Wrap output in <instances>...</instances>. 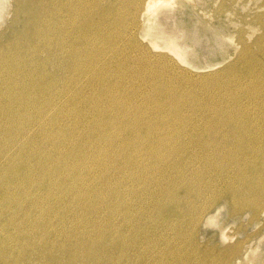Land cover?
Returning <instances> with one entry per match:
<instances>
[{
  "label": "rangeland",
  "instance_id": "374dc122",
  "mask_svg": "<svg viewBox=\"0 0 264 264\" xmlns=\"http://www.w3.org/2000/svg\"><path fill=\"white\" fill-rule=\"evenodd\" d=\"M95 1L0 0V264H264V0Z\"/></svg>",
  "mask_w": 264,
  "mask_h": 264
},
{
  "label": "bare ground",
  "instance_id": "6f19581e",
  "mask_svg": "<svg viewBox=\"0 0 264 264\" xmlns=\"http://www.w3.org/2000/svg\"><path fill=\"white\" fill-rule=\"evenodd\" d=\"M20 1V0H19ZM31 1V0H30ZM39 1V0H38ZM46 1V3H45V5L44 4H42V11H43V13H44V16H46V15H50V16H53V18L54 19H57V20H60L61 21V24H66V22L67 21H70V23H71V28H76V26H77V21H78V19H79V15L81 14L82 15V11H84V10H86L87 8H88V0H44V2ZM95 1V0H94ZM165 1L167 2V1H171V0H129L127 3H130V5H132L133 7L132 8H135V7H137L138 6V4L140 3L141 4V8H140V13H139V15H141L140 17L142 18V17H145V15L146 14H148V13H150L151 11H152V9L153 8H155V6L158 4V3H160V2H162V4H163V2L165 3ZM176 1V0H175ZM35 2V1H34ZM43 2V3H44ZM96 2V1H95ZM174 2V1H173ZM38 3V2H37ZM89 3H90V0H89ZM169 3V2H168ZM175 3V2H174ZM25 4V3H24ZM139 4V5H140ZM161 4V5H162ZM22 5V4H21ZM96 5H98V4H96ZM24 6V5H23ZM32 6V5H31ZM160 6V5H159ZM34 7V6H33ZM87 7V8H86ZM97 7V6H96ZM101 7V6H100ZM23 8V7H22ZM26 8V7H25ZM24 9V8H23ZM98 9V8H97ZM157 9V8H156ZM26 10V9H25ZM130 11V10H129ZM28 13V12H27ZM119 14V13H118ZM29 15V14H28ZM138 15V16H139ZM135 17H136V15H135ZM139 17V18H140ZM27 18V17H26ZM29 18V17H28ZM38 18H39V16H38ZM134 18V17H133ZM17 19H19V18H17ZM146 19V18H145ZM32 20L33 21H35L34 19H33V17H32ZM143 20V19H142ZM18 21V20H17ZM139 21V20H138ZM25 22H26V20H25ZM36 23V22H35ZM83 23V22H82ZM142 23V22H141ZM144 23V22H143ZM32 24V23H31ZM84 24V23H83ZM33 25H35V24H33ZM38 25V24H37ZM82 25V24H81ZM31 26V25H30ZM40 26V25H39ZM66 26V25H65ZM143 26V25H142ZM25 27H26V25H25ZM36 27V26H35ZM78 27V26H77ZM161 27H163V26H161ZM165 27V26H164ZM27 29L29 28L28 27V25H27V27H26ZM34 28V27H33ZM37 29H38V27H36ZM40 28V27H39ZM155 28V27H154ZM26 29V30H27ZM36 29V30H37ZM68 29V28H67ZM143 29V28H142ZM35 30V28L33 29V31ZM61 30H62V28H61ZM64 30V29H63ZM70 30V29H69ZM133 30V29H132ZM140 30V29H139ZM28 31H30V29L28 30ZM28 31H26V32H28ZM60 31V30H59ZM74 31V30H73ZM21 32V31H20ZM25 32V31H24ZM25 32V33H26ZM39 32V31H38ZM44 32V31H43ZM75 33H76V31H74ZM161 32V31H160ZM29 33V32H28ZM27 33V34H28ZM139 34V33H138ZM158 34V33H157ZM165 34V33H164ZM56 35V34H55ZM62 35V34H61ZM139 35H141V34H139ZM160 35V34H159ZM18 36V35H17ZM24 36V35H23ZM28 36V35H27ZM40 36H41V34H40ZM134 36V35H133ZM163 36V35H162ZM33 37V36H32ZM37 37H38V35H37ZM36 37V38H37ZM67 37H69V36H67ZM139 37V36H138ZM39 38V37H38ZM79 38V37H78ZM23 39V38H22ZM25 39V38H24ZM65 39H68V38H65ZM68 40H70V39H68ZM80 40V39H79ZM18 41V40H17ZM30 41V40H29ZM164 41H166L165 42V46H162L163 48H168L171 52H173V53H176L178 56H181V50H180V48H179V46L176 44V42H175V40H173L172 38H165L164 37V39H163V42ZM24 43V42H23ZM152 43H154V41H152ZM16 44V43H15ZM17 45V44H16ZM76 45V44H75ZM156 45L158 46V47H161V46H159V44L158 43H156ZM8 46H10V45H8ZM19 47V46H18ZM74 47V46H73ZM108 47V46H107ZM16 48V47H15ZM118 48V47H117ZM10 49V48H9ZM14 49V48H13ZM12 49V50H13ZM102 49H103V47H102ZM17 50V49H16ZM14 51V50H13ZM20 51V50H19ZM43 51V50H42ZM69 51V50H68ZM10 52V51H9ZM23 52H25V51H23ZM23 52H21L20 51V53H23ZM17 53V52H16ZM15 53V54H16ZM75 53V52H74ZM9 54H11V53H9ZM8 55V54H7ZM12 55V54H11ZM104 55V54H103ZM111 55V54H110ZM14 57V56H13ZM17 57V56H16ZM10 58V57H9ZM20 59H21V57H19ZM11 59V58H10ZM5 60V59H4ZM26 60V59H25ZM8 61V60H7ZM15 61V60H14ZM50 61V60H49ZM91 62V61H90ZM252 62V61H251ZM247 63V62H246ZM20 64V63H19ZM254 64V63H253ZM248 65V64H247ZM8 66V65H7ZM260 66V65H259ZM264 66V65H263ZM3 67V66H2ZM248 68V67H247ZM256 68V67H255ZM259 68V67H258ZM105 69V68H104ZM250 69V68H249ZM251 69H253V68H251ZM36 70V69H35ZM11 71V70H10ZM249 71V70H248ZM258 71V70H257ZM35 72V71H34ZM31 74V73H30ZM257 75V74H256ZM55 77V76H54ZM71 77V76H70ZM253 77V76H252ZM260 77V76H259ZM259 77H258V79H259ZM255 78V77H254ZM70 79V78H69ZM74 79V78H73ZM18 80V79H17ZM80 80V79H79ZM252 79H250V81H251ZM55 81V80H54ZM75 82V81H74ZM38 83H39V81H38ZM37 83V84H38ZM117 83V82H116ZM20 84V83H19ZM40 84V83H39ZM54 85V84H53ZM116 85V84H115ZM5 87V86H4ZM1 88V87H0ZM42 88V87H41ZM44 88V87H43ZM248 88V87H247ZM243 89V88H242ZM256 89H257V85H256ZM255 89V90H256ZM40 90V89H39ZM60 90V89H59ZM66 90V89H65ZM247 90V89H246ZM43 91V90H42ZM240 91H241V89H240ZM245 91V90H244ZM264 91V90H263ZM258 92V91H257ZM2 93V92H1ZM90 93V92H89ZM239 93V92H238ZM6 94V93H5ZM250 94V93H249ZM255 94V93H254ZM257 94V93H256ZM253 95V94H252ZM248 96V95H247ZM254 96V95H253ZM88 97V96H87ZM249 97V96H248ZM252 97V96H251ZM256 97H257V95H256ZM258 97H260V96H258ZM244 99H246V98H244ZM254 99H256V98H254ZM260 99H263L262 97L260 98ZM249 100V99H248ZM17 101V100H16ZM258 101V100H257ZM263 101V100H262ZM26 102V101H25ZM65 102V101H64ZM238 102H239V100H238ZM27 103H28V101H27ZM235 103V102H234ZM262 103V102H261ZM11 104V103H10ZM29 104V103H28ZM235 105V104H234ZM236 105H237V103H236ZM260 105V104H259ZM28 107V106H27ZM264 107V106H263ZM124 108H126V107H124ZM217 109V108H216ZM236 109V108H235ZM250 109V108H249ZM252 109H253V107H252ZM259 109V108H258ZM264 109V108H263ZM11 110V109H10ZM218 110V109H217ZM241 110V109H240ZM243 110V109H242ZM257 110V109H256ZM131 111V110H130ZM244 111V110H243ZM259 111V110H258ZM257 111V112H258ZM264 111V110H263ZM12 112V111H11ZM216 112V111H215ZM241 112V111H240ZM218 112H216V114H217ZM220 113V112H219ZM232 113H233V111H232ZM245 113V112H244ZM251 113V112H250ZM259 113H261V112H259ZM264 113V112H263ZM30 114V113H29ZM64 114V113H63ZM66 114V113H65ZM64 114V115H65ZM71 114V113H70ZM236 114H240L239 113V111H238V113H236ZM246 114V113H245ZM255 114V113H254ZM122 115V114H121ZM218 115V114H217ZM234 115H235V113H234ZM248 115V114H247ZM252 115V114H251ZM257 115V114H256ZM238 116V115H237ZM236 116V117H237ZM240 116V115H239ZM243 116H244V114H243ZM129 117V116H128ZM228 117H231V115H229ZM235 117V116H234ZM233 117V118H234ZM241 117V116H240ZM247 117V116H246ZM254 118H255V116H253ZM261 117H262V115H261ZM48 118V117H47ZM208 118V117H207ZM214 118V117H213ZM219 118V117H218ZM221 118V117H220ZM244 118V117H243ZM251 118V117H250ZM249 118V119H250ZM262 118H264V117H262ZM38 119V118H37ZM216 119V118H215ZM222 119V118H221ZM221 119H218L219 121H217V122H220V120ZM224 119V118H223ZM222 119V121H224ZM237 119V118H236ZM256 119H258V118H256ZM260 119V118H259ZM23 120V119H22ZM214 120V119H213ZM231 120V119H230ZM239 120V119H238ZM246 120V119H245ZM233 121V120H232ZM240 122H241V120H239ZM256 121V120H255ZM208 122H209V120H208ZM211 122V121H210ZM246 122V121H245ZM249 122V121H248ZM251 122V121H250ZM253 122V121H252ZM259 122V121H258ZM77 123V122H76ZM206 123V122H205ZM212 123V122H211ZM224 123V122H223ZM207 124V123H206ZM209 124V123H208ZM225 124V123H224ZM230 124V123H229ZM232 124H233V122H232ZM236 124V123H235ZM239 124V123H238ZM251 124V123H250ZM258 124V123H257ZM57 125H58V123H57ZM225 125H227V124H225ZM209 126H210V124H209ZM213 126V125H212ZM216 126V125H215ZM233 126V125H232ZM240 126H241V124H240ZM244 126V125H243ZM247 126H249V125H247ZM247 126H245V127H247ZM258 126V125H257ZM23 127V126H22ZM49 127V126H48ZM242 127V126H241ZM240 127V128H241ZM209 128V127H208ZM207 128V129H208ZM212 128V127H211ZM226 128V127H225ZM23 129H24V127H23ZM170 129V128H169ZM216 129V128H215ZM219 129V128H218ZM227 129V128H226ZM225 129V130H226ZM232 129V128H231ZM249 129V128H248ZM258 129V128H257ZM259 129H261V128H259ZM214 130V129H213ZM224 130V129H223ZM222 130V131H223ZM238 130V129H237ZM256 130V129H255ZM20 131H21V129H20ZM23 131V130H22ZM46 131V130H45ZM202 131H204V130H202ZM207 131V130H206ZM210 131H212V130H210ZM260 131V130H259ZM262 131V130H261ZM214 132V131H213ZM212 132V133H213ZM228 132V131H227ZM226 132V133H227ZM257 132H258V130H257ZM264 132V131H263ZM204 133H205V131H204ZM203 133V134H204ZM209 132H207V134H208ZM215 133V132H214ZM218 133H220V131L219 132H217V134ZM243 133V134H242ZM261 133V132H260ZM203 134H201V135H203ZM228 134V133H227ZM209 135V134H208ZM222 135H224V134H222ZM29 136V135H28ZM38 136V135H37ZM211 136V135H210ZM219 136V135H218ZM221 136V135H220ZM252 134L250 133V132H248V131H243V130H238V131H236V132H234V133H232V134H230V135H227V137L226 138H228V141H231V143L232 144H234V147H235V145L236 146H238L237 147V150H238V154L239 155H237L238 156V158H240L241 157V155L243 154V151L245 150V149H251L250 147H247V144L249 145V144H253V143H251V142H247V140L248 141H251L252 140ZM215 137V136H214ZM50 138V137H49ZM259 138H260V136H259ZM222 139H223V137H222ZM221 139V140H222ZM255 139H256V137H255ZM264 139V138H263ZM262 139V140H263ZM213 140H215V139H213ZM219 140V139H218ZM228 141H225L226 143L228 142ZM50 142H51V140H50ZM252 142H255V141H252ZM16 143H17V141H16ZM16 143H14V144H16ZM144 143V142H143ZM225 143V144H226ZM247 143V144H246ZM256 143V142H255ZM254 143V144H255ZM18 144V143H17ZM36 144V143H35ZM47 144V143H46ZM214 144V143H213ZM212 144V145H213ZM2 145V144H1ZM219 145V144H218ZM223 145V144H222ZM221 145V146H222ZM256 145V144H255ZM91 146V145H90ZM93 146V145H92ZM207 146H208V144H207ZM217 146V145H216ZM226 146V145H225ZM233 146V145H232ZM254 146V145H253ZM257 146V145H256ZM215 147V146H214ZM217 148V147H216ZM257 148H259V145H258V147ZM262 148H264L263 146H262ZM261 148V149H262ZM208 149V148H207ZM212 149V148H211ZM253 149V148H252ZM26 150V149H25ZM28 150V149H27ZM205 150H206V148H205ZM213 150V149H212ZM231 150H232V148H231ZM236 150V149H235ZM260 150V149H259ZM259 150H258V152H259ZM222 151V150H221ZM1 152V151H0ZM206 152V151H205ZM209 152H211V151H209ZM245 152H247V151H245ZM248 152H250L249 150H248ZM247 152V153H248ZM253 152H254V149H253ZM257 152V153H258ZM217 153V152H216ZM220 153V152H219ZM8 154H10V153H8ZM75 154V153H74ZM73 154V155H74ZM234 154V153H233ZM251 154V153H250ZM249 154V155H250ZM264 154V153H263ZM51 155V154H50ZM54 155V154H53ZM118 155V154H117ZM207 155V154H206ZM205 155V156H206ZM256 155V154H255ZM259 155V154H258ZM261 155V154H260ZM64 156V155H63ZM62 156V157H63ZM199 156V155H198ZM197 156V157H198ZM204 156V157H205ZM214 156V155H213ZM228 156V155H227ZM226 156V157H227ZM236 155H235V157H237ZM248 156V155H247ZM252 156H253V154H252ZM71 157H72V155H71ZM203 157V158H204ZM209 157V156H208ZM212 157V156H211ZM225 157V158H226ZM230 157V156H229ZM261 157V156H260ZM25 158V157H24ZM76 158V157H75ZM74 158V159H75ZM81 158V157H80ZM202 158V159H203ZM217 158H219L218 156H217ZM257 158V157H256ZM264 158V157H263ZM71 159V158H70ZM201 159V158H200ZM227 159V158H226ZM225 159V160H226ZM242 159H244L245 160V162H246V160H247V157H245L244 156V158H242ZM80 160V159H79ZM196 160V159H195ZM220 160V159H219ZM231 160V159H230ZM239 160V159H238ZM256 159L254 158V161H255ZM257 160H259V159H257ZM69 161V160H68ZM78 161V160H77ZM233 161V160H232ZM74 162V161H73ZM201 162V161H200ZM205 162V161H204ZM218 162V161H217ZM220 162H222V161H220ZM56 163V162H55ZM68 163V162H67ZM70 163V162H69ZM85 163V162H84ZM226 163H228V162H226ZM229 163H230V161H229ZM235 163V162H234ZM253 163V162H252ZM59 164V163H58ZM62 164V163H61ZM81 164V163H80ZM204 164V163H203ZM250 164V163H249ZM249 164H248V167H249ZM255 165H256V163H254ZM92 165V164H91ZM96 165V164H95ZM229 165V164H228ZM234 165V164H233ZM255 165H253V166H255ZM262 165H264V163L262 164ZM45 166V165H44ZM77 166V165H76ZM79 166V165H78ZM201 166V165H200ZM215 166V165H214ZM226 166V165H225ZM75 167V166H74ZM202 167V166H201ZM204 167V166H203ZM224 167V166H223ZM230 167H232V166H230ZM229 167V168H230ZM235 167V166H234ZM242 167V166H241ZM260 167V166H259ZM41 168H43V167H41ZM45 168V167H44ZM68 168V167H67ZM89 168H90V166H89ZM200 168V167H199ZM218 168V167H217ZM251 168V167H250ZM261 168H263V167H261ZM1 169V168H0ZM93 169V168H92ZM193 169H194V167H193ZM214 169H215V167H214ZM246 169V168H245ZM256 169V168H255ZM89 170V169H88ZM87 170V171H88ZM207 170V169H206ZM213 170V169H212ZM219 170V169H218ZM223 170V169H222ZM66 171V170H65ZM67 171H69V170H67ZM83 171V170H82ZM87 171H86V173H87ZM192 171V170H191ZM194 171H195V169H194ZM198 171V170H197ZM196 171V172H197ZM200 171H202V170H200ZM211 171V170H210ZM216 171V170H215ZM229 171V170H228ZM233 171V170H232ZM240 171V170H239ZM242 171V170H241ZM248 171V170H247ZM251 171V170H250ZM263 171H264V169H263ZM14 172V171H13ZM26 172V171H25ZM73 172H74V170H73ZM78 172V171H77ZM222 172V171H221ZM249 172V171H248ZM259 172V171H258ZM8 173V172H7ZM20 173V172H19ZM76 173V172H75ZM216 173V172H215ZM218 173V172H217ZM235 173H236V170H235ZM25 174V173H24ZM27 174V173H26ZM70 174H72V173H70ZM202 174V173H201ZM206 174V173H205ZM211 174V173H210ZM221 174V173H220ZM224 174H227V173H224ZM247 174H249V173H247ZM12 175V174H11ZM21 175V174H20ZM237 175V174H236ZM246 175V174H245ZM22 176V175H21ZM73 176V175H72ZM88 176V175H87ZM206 176V175H205ZM209 176V175H208ZM214 176V175H213ZM4 177V176H3ZM2 177V178H3ZM45 177V176H44ZM43 177V178H44ZM86 177V176H85ZM89 177V176H88ZM187 177V176H186ZM192 177V176H191ZM207 177V176H206ZM210 177V176H209ZM218 177H219V175H218ZM223 177H224V175H223ZM241 177V176H240ZM243 177V176H242ZM241 177V179H243ZM249 177H250V175H249ZM1 178V179H2ZM66 178H68L69 179V177H66ZM76 178V177H75ZM90 178V177H89ZM184 178V177H183ZM182 178V179H183ZM188 178V177H187ZM199 178V177H198ZM208 178V177H207ZM217 178V177H216ZM20 179V178H19ZM32 179V178H31ZM47 179V178H46ZM50 179V178H49ZM57 179V178H56ZM185 179V178H184ZM183 179V180H184ZM190 179V178H189ZM211 179V178H210ZM225 179V178H224ZM229 179V178H228ZM240 179V178H239ZM8 180V179H7ZM25 180V179H24ZM29 180V179H28ZM54 180V179H53ZM52 180V181H53ZM191 180V179H190ZM199 180H200V178H199ZM221 180V179H220ZM232 180H234V178L232 179ZM56 181V180H55ZM60 181V180H59ZM63 181H64V179H63ZM193 181V180H192ZM197 181V180H196ZM208 181V180H207ZM247 181V180H246ZM23 182V181H22ZM25 182V181H24ZM38 182V181H37ZM74 182V181H73ZM73 182H71V183H73ZM86 182V181H85ZM182 182V181H181ZM184 182V181H183ZM189 182V181H188ZM194 182V181H193ZM240 182H241V180H240ZM26 183H27V181H26ZM52 183V182H51ZM70 183V182H69ZM75 184H76V182H74ZM196 183V182H195ZM218 183V182H217ZM232 184H233V182H231ZM23 184V183H22ZM60 184V183H59ZM83 184V183H82ZM86 184V183H85ZM187 184V183H186ZM189 184V183H188ZM187 184V185H188ZM197 184V183H196ZM203 184H205L204 182H203ZM207 184V183H206ZM225 184V183H224ZM11 185V184H10ZM32 185V184H31ZM34 185V184H33ZM47 185V184H46ZM54 185V184H53ZM52 185V186H53ZM74 185V184H73ZM72 185V186H73ZM184 185H185V182H184ZM190 185V184H189ZM192 185V184H191ZM28 186V185H27ZM30 186V185H29ZM55 186V185H54ZM61 186V185H60ZM79 186H81V184L79 185ZM183 186V185H182ZM192 186H194V185H192ZM220 186V185H219ZM242 186V185H241ZM254 186V185H253ZM1 187V186H0ZM4 187V186H3ZM6 187V186H5ZM7 187H10V186H7ZM66 187H68L67 185H66ZM197 187V186H196ZM196 187H195V190H196ZM215 186H213V188H214ZM232 187V186H231ZM248 187V186H247ZM60 188V187H59ZM80 188V187H79ZM186 188V187H185ZM197 188H200V187H197ZM212 188V189H213ZM228 188V187H227ZM244 188V187H243ZM254 188V187H253ZM256 188V187H255ZM4 189V188H3ZM51 189V188H50ZM49 189V190H50ZM57 189V188H56ZM70 189V188H69ZM71 189H73V188H71ZM176 190H177V188H175ZM179 189V188H178ZM182 189V188H181ZM189 189V188H188ZM233 189V188H232ZM5 190V189H4ZM31 190V189H30ZM44 190H46V189H44ZM55 190V189H54ZM62 190V189H61ZM64 190V189H63ZM201 190H202V192H203V188H201ZM222 190V189H221ZM227 190V189H226ZM225 190V191H226ZM239 190V189H238ZM254 190V189H253ZM40 191V190H39ZM72 191V190H71ZM179 191V190H178ZM195 192L196 194H198V193H200L201 191H194V189H192V190H190V192ZM240 191V190H239ZM257 191V190H256ZM17 192V191H16ZM73 192V191H72ZM77 192V191H76ZM75 192V193H76ZM82 192H83V190H82ZM191 192V193H192ZM201 192V193H202ZM236 192V191H235ZM24 193V192H23ZM32 193V192H31ZM35 193V192H34ZM39 193V192H38ZM52 193H53V191H52ZM56 193V192H55ZM58 193V192H57ZM81 193V192H80ZM85 193V192H84ZM101 193V192H100ZM179 193V192H178ZM187 193H189L188 191H187ZM213 193H214V191H213ZM219 193V192H218ZM231 193V192H230ZM229 193V194H230ZM239 193V192H238ZM3 194V193H2ZM17 194V193H16ZM72 194V193H71ZM70 194V195H71ZM102 194V193H101ZM204 194V193H203ZM209 194H210V192H209ZM237 194V193H236ZM25 196H26V193L24 194ZM79 195V194H78ZM194 194L192 193V196H193ZM213 195V194H212ZM218 195V194H217ZM223 195V194H222ZM235 194H233V196H234ZM255 196H256V194H254ZM5 196H6V194H5ZM17 196V195H16ZM43 196V195H42ZM64 196V195H63ZM84 196V195H83ZM179 196V195H178ZM206 196H208V195H205V198H206ZM219 196V195H218ZM217 196V197H218ZM231 196V195H230ZM46 197V196H45ZM44 197V198H45ZM216 197V198H217ZM3 198H4V196H3ZM6 198V197H5ZM13 198V197H12ZM14 198H15V196H14ZM17 198V197H16ZM15 198V199H16ZM22 198V197H21ZM64 198V197H63ZM219 198V197H218ZM217 198V199H218ZM46 199V198H45ZM65 199V198H64ZM79 200H80V197L78 198ZM77 199V200H78ZM82 199V198H81ZM84 200H85V198H83ZM91 199V198H90ZM177 199V198H176ZM179 199V198H178ZM13 200V199H12ZM237 200V199H236ZM20 201V200H19ZM51 201H53V200H51ZM57 201V200H56ZM81 201V200H80ZM90 201V200H89ZM230 201H233V200H230ZM4 202H6V201H4ZM3 202V203H4ZM27 202V201H26ZM29 202V201H28ZM31 202V201H30ZM73 202H75V201H73ZM79 202V201H78ZM84 202V201H83ZM87 202H88V200H87ZM179 202V201H178ZM211 202V201H210ZM214 202V201H213ZM216 202H217V200H216ZM228 202H229V200H228ZM233 202H235V201H233ZM2 203V202H1ZM2 203V204H3ZM21 203V202H20ZM43 203H44V201H43ZM51 203V202H50ZM49 203V204H50ZM76 203V202H75ZM82 203V202H81ZM208 204H210L209 202H207ZM18 204V203H17ZM46 204H48V203H46ZM48 204V205H49ZM52 204V203H51ZM60 204V203H59ZM73 204V203H72ZM78 204V203H77ZM90 204H92V202H90ZM111 204V203H110ZM235 204H237L236 202H235ZM85 204H83V206H84ZM87 205V204H86ZM211 205V204H210ZM6 206V205H5ZM17 206V205H16ZM47 206V205H46ZM60 206V205H59ZM70 206V205H69ZM212 206V205H211ZM239 206V205H238ZM12 207V206H11ZM38 207V206H37ZM110 207V206H109ZM204 207H206V206H204ZM213 207V206H212ZM10 208V207H9ZM45 208V207H44ZM49 208V207H48ZM47 208V209H48ZM54 208V207H53ZM52 208V209H53ZM57 208H58V206H57ZM74 208V207H73ZM2 209V208H1ZM33 209V208H32ZM35 209V208H34ZM51 209V210H52ZM75 209V208H74ZM8 210V209H7ZM39 210V209H38ZM45 210V209H44ZM76 210V209H75ZM79 210V209H78ZM203 210H204V208H203ZM220 210V209H219ZM11 211V210H10ZM23 211V210H22ZM32 211V210H31ZM40 211V210H39ZM50 211V210H49ZM129 211V210H128ZM205 211H206V209H205ZM237 211V210H236ZM1 212V211H0ZM48 212V211H47ZM125 212H127V210L125 211ZM18 213V212H17ZM31 213V212H30ZM33 213V212H32ZM36 213V212H35ZM39 213V212H38ZM44 213H46V212H44ZM52 213V212H51ZM51 213H48V214H51ZM129 213V212H128ZM37 214V213H36ZM118 214V213H117ZM120 214V213H119ZM239 214V213H238ZM20 215V214H19ZM53 214H51V216H52ZM122 215V214H121ZM129 215V214H128ZM207 215V214H206ZM257 215V214H256ZM30 216V215H29ZM43 216V215H42ZM49 215H47L46 217H48ZM71 216V215H70ZM115 216H116V214H115ZM124 216H126V215H124ZM211 216V215H210ZM236 216V215H235ZM4 217V216H3ZM23 217V216H22ZM121 217H123V216H121ZM128 217V216H127ZM131 217H132V215H131ZM134 217V216H133ZM42 218V217H41ZM55 218H56V215H55ZM208 218V217H207ZM254 218H255V216H254ZM20 219H21V217H20ZM28 219V218H27ZM39 219V218H38ZM62 219V218H61ZM69 219V218H68ZM115 219V218H114ZM134 219H137V218H135L134 217ZM140 219V218H139ZM256 219V218H255ZM31 220V219H30ZM45 220V219H44ZM48 220V219H47ZM52 220V219H51ZM56 220V219H55ZM60 220V219H59ZM58 220V221H59ZM72 220H75V219H72ZM112 220V219H111ZM129 220V219H128ZM206 220V219H205ZM13 221V220H12ZM42 221V220H41ZM133 221V220H132ZM138 222V220H135V222ZM60 222V221H59ZM65 222H67V221H65ZM259 222H260V220H259ZM37 223V222H36ZM54 223V222H53ZM58 223V222H57ZM71 223V222H70ZM133 223V222H132ZM41 224V223H40ZM83 224V223H82ZM19 225V224H18ZM29 225V224H28ZM53 225V224H52ZM56 225V224H55ZM58 225H59V223H58ZM62 225V224H61ZM64 225V224H63ZM63 225H62V227H63ZM69 225V224H68ZM75 225V224H74ZM77 225V224H76ZM106 225V224H105ZM7 226H9L8 224H7ZM31 226H33V225H31ZM60 226V225H59ZM67 226V225H66ZM65 226V227H66ZM70 226V225H69ZM82 226V225H81ZM85 226V225H84ZM97 226H99L98 224H97ZM107 226V225H106ZM49 227V226H48ZM72 227V226H71ZM78 227V226H77ZM83 227V226H82ZM134 227V226H133ZM9 228V227H8ZM18 228V227H17ZM36 228V227H35ZM39 228V227H38ZM46 228V227H45ZM64 228V227H63ZM62 228V229H63ZM86 228V227H85ZM102 228V227H101ZM119 228V227H118ZM117 228V229H118ZM16 229V228H15ZM49 230H50V228H48ZM66 229V228H65ZM73 229V228H72ZM71 229V230H72ZM75 229V228H74ZM83 229V228H82ZM103 229V228H102ZM102 229L100 230L101 232H102ZM116 229V230H117ZM52 230V229H51ZM50 230V231H51ZM70 230V229H69ZM70 230V231H71ZM77 230V229H76ZM80 230V229H79ZM90 232L92 231V230H90V229H88ZM41 231V230H40ZM43 231V230H42ZM41 231V232H42ZM81 231V230H80ZM83 231V230H82ZM85 231H86V229H85ZM61 232H62V230H61ZM66 232V231H65ZM88 232V231H87ZM93 232V231H92ZM95 232V231H94ZM107 232H109V231H107ZM14 233V232H13ZM33 233V232H32ZM64 233V232H63ZM73 233H74V231H73ZM82 233V232H81ZM96 233V232H95ZM103 233V232H102ZM4 234V233H3ZM5 234H6V232H5ZM18 234V233H17ZM36 234V233H35ZM51 234H53V233H51ZM71 234V233H70ZM75 234V233H74ZM80 234V233H79ZM87 234V233H86ZM108 234V233H107ZM1 235V234H0ZM14 235V234H13ZM76 235H77V233H76ZM84 235V234H83ZM89 235V234H88ZM91 235V234H90ZM93 235V234H92ZM97 235H99V234H97ZM135 235V234H134ZM34 236H36V235H34ZM43 236V235H42ZM70 236V235H69ZM78 236V235H77ZM80 236V235H79ZM94 236V235H93ZM93 236H91V237H93ZM9 237V236H8ZM40 237V236H39ZM97 237V236H96ZM104 237V236H103ZM72 238V237H71ZM5 239H8V238H5ZM38 239V238H37ZM89 239V238H88ZM122 239V238H121ZM15 240V239H14ZM18 240V239H17ZM16 240V241H17ZM54 241V240H53ZM64 241V240H63ZM100 241H101V239H100ZM4 242V241H3ZM22 242H23V240H22ZM65 242H66V240H65ZM12 243V242H11ZM60 243V242H59ZM62 244V243H61ZM78 244V243H77ZM19 245V244H18ZM53 245V244H52ZM66 245V244H65ZM99 245V244H98ZM113 245H114V243H113ZM60 246V245H59ZM76 246V245H75ZM69 247V246H68ZM94 247V246H93ZM74 248H76V247H74ZM106 248V247H105ZM24 249V248H23ZM22 249V250H23ZM27 250V249H26ZM71 250H73V248L71 249ZM77 250V249H76ZM237 250V249H236ZM246 250V249H245ZM65 251H69V250H65ZM80 251H81V249H80ZM69 253V252H68ZM121 253V252H120ZM253 253V252H252ZM104 254V253H103ZM246 254V253H245ZM244 254V255H245ZM79 255V254H78ZM147 255V254H146ZM241 255V254H240ZM2 256V255H1ZM66 256V255H65ZM112 256V255H111ZM232 256V255H231ZM230 256V257H231ZM62 257V256H61ZM76 257V256H75ZM81 257V256H80ZM84 257V256H83ZM104 257H105V255H104ZM153 257V256H152ZM78 258V257H77ZM99 258V257H98ZM109 258V257H108ZM222 258V257H221ZM239 258V257H238ZM93 259V258H92ZM110 259V258H109ZM112 259V258H111ZM240 259V258H239ZM75 260H78V259H75ZM98 261H99V259H97ZM6 261V260H5ZM79 261V260H78ZM84 261V260H83ZM91 261V260H90ZM92 261H94V260H92ZM101 261V260H100ZM100 261H99V264H100ZM110 261V260H109ZM109 261H107V262H109ZM97 262V261H96ZM106 262V261H105ZM104 263V262H103ZM70 264H71V262H70ZM110 264V263H109Z\"/></svg>",
  "mask_w": 264,
  "mask_h": 264
}]
</instances>
